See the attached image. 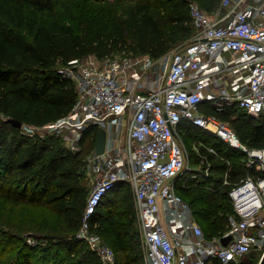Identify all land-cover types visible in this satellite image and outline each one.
Here are the masks:
<instances>
[{
  "label": "built area",
  "instance_id": "obj_1",
  "mask_svg": "<svg viewBox=\"0 0 264 264\" xmlns=\"http://www.w3.org/2000/svg\"><path fill=\"white\" fill-rule=\"evenodd\" d=\"M187 1L193 29L188 42L158 59L113 55L69 61L58 72L74 85L72 110L39 128L21 125L31 137L70 131L71 150L87 126L105 129L103 154L93 151L86 159L93 189L76 236L102 264H116L115 253L90 222L102 198L121 183L133 191L145 264H236L253 251L264 257V147L243 144L227 123L200 111L206 102L217 112L237 107L255 118L264 114V0H221L212 12ZM182 123L243 155L244 177L231 183L228 169L218 188L207 187L216 193L230 186L233 213L221 237L206 238L176 181L183 180L181 189L197 186L212 173L208 155L225 159L197 141L193 165ZM122 126L126 136L118 145L115 134ZM228 236L223 246L220 239Z\"/></svg>",
  "mask_w": 264,
  "mask_h": 264
},
{
  "label": "trees",
  "instance_id": "obj_2",
  "mask_svg": "<svg viewBox=\"0 0 264 264\" xmlns=\"http://www.w3.org/2000/svg\"><path fill=\"white\" fill-rule=\"evenodd\" d=\"M193 1L207 12L221 2ZM164 23L172 29L167 31ZM192 32L187 0H0V225L10 223L7 206L9 210L41 206L55 216L53 223L42 221L41 228L47 231L45 246L21 238L18 246L3 247L0 264H102L76 237L86 205L81 170L95 149L98 128L87 126L77 149L71 150L57 133L31 137L11 121L39 128L72 110L77 99L74 85L60 76L58 65L91 55L98 59L113 55L158 59ZM200 111L227 123L243 144L264 147V114L255 118L237 107L217 112L206 102ZM242 117L255 122H244ZM187 127L189 134H209ZM210 136V142L200 141L225 160L208 155L213 164L210 177L188 189L177 186L207 239L221 237L227 231L228 215L233 213L227 198L230 187L216 193L207 187L218 188L228 169L231 183L247 173L243 155ZM128 190L121 183L108 192L92 216L90 228L114 251L116 264H142L136 213ZM188 194L190 199L185 198ZM221 195L219 204L215 197ZM7 235L0 228V246L13 240ZM250 256L236 264H256Z\"/></svg>",
  "mask_w": 264,
  "mask_h": 264
},
{
  "label": "rangeland",
  "instance_id": "obj_3",
  "mask_svg": "<svg viewBox=\"0 0 264 264\" xmlns=\"http://www.w3.org/2000/svg\"><path fill=\"white\" fill-rule=\"evenodd\" d=\"M172 27L173 26H170V29H169V25L167 23H164V28L167 31L171 30ZM192 33L188 38H186L184 40H181V41L177 40L178 42L176 41L172 45V49L170 51L176 49L178 46L182 45L183 43L188 42L193 35ZM168 35H169V33H168ZM91 56H93V55H91ZM65 66L66 65H64V66L58 65V67H59L58 71L60 69H63ZM242 119L244 120L243 117H242ZM245 121H247L250 124H254V122H255V120L251 117L250 118L247 117V119H245L244 122ZM182 129L185 133H183L181 135V138L187 146L188 154L190 155L191 159H194L196 157V154L194 153L193 145L197 142V140L198 141H200V140H204V141L207 140L208 141L211 139V136H210V134H206L207 136L196 134L197 135V137H196V135L194 133L189 134L188 128L183 127ZM57 134L60 135L65 146L69 148L70 147V145H68L70 143L69 141H71L72 139L75 138L72 135V133H70V131H62V132H59ZM125 136H126V126H122L120 131H118L115 134V139L117 138V140H118L116 142V144L122 145ZM193 136H195V139ZM208 142H210V141H208ZM228 165L229 164H227V167H229ZM230 167H231V165H230ZM81 173H82L81 183L85 189L84 200H85V204H86V201H87V199H88V197H89V195L93 189V177H92V174H90V169H89L88 165H86L85 168H83L81 170ZM128 187H129V190L127 193H130V196L128 195V198L130 199V201L133 202V205H134L133 191H132L130 186H128ZM226 187L228 188L230 186L227 185L221 189H225ZM120 191H123V189H121ZM190 197L191 196L189 194L185 196L186 199H190ZM223 197H224V195L216 196L215 201H219V204H221L223 202ZM134 210H135V207H134ZM135 213H136V210H135ZM5 214H6V217L9 219L10 223L5 224L3 226L0 225V228L3 232L5 231L9 234V235H7L8 237L9 236L13 237L12 238L13 240L10 242L6 241V243H4V244H2V246H0V254H2V251H3L2 249L4 246L7 247L8 250L11 247H14L16 245L18 246L19 245V239H21V238H23L27 242L33 243V244L34 243L38 244L39 242H41V245L45 246V243L43 242V237H46L45 235H46L47 231L42 230L41 226H43V224H42L43 220H47L49 223H53L55 221V216L52 214L50 209L45 208V207H41V206H32V207H30V206L21 207L20 206L19 208L16 207V208L9 210V208L7 206V207H5ZM231 215H232V213L230 215H228V220H227V225H226L227 229L229 228V225H230L229 217ZM136 219H137L136 231L138 233V239H139V243L141 246L142 264H145V247H144V244L142 241L141 230H140L137 214H136ZM49 223H48V225H49ZM85 249L87 251H91V249L88 247V245L85 246ZM250 255H251L250 257L256 261V264H259V262L262 258L261 252L260 251H253L250 253Z\"/></svg>",
  "mask_w": 264,
  "mask_h": 264
},
{
  "label": "water",
  "instance_id": "obj_4",
  "mask_svg": "<svg viewBox=\"0 0 264 264\" xmlns=\"http://www.w3.org/2000/svg\"><path fill=\"white\" fill-rule=\"evenodd\" d=\"M11 123L17 128H20L22 125L20 122L15 121V120H12ZM105 145H106V131L104 128L99 127L97 130V134H96L95 153L97 155L103 154L105 150ZM230 239H231L230 236L223 237L220 239V242L223 246H226ZM262 260L263 258L260 260L259 264L262 263Z\"/></svg>",
  "mask_w": 264,
  "mask_h": 264
},
{
  "label": "crops",
  "instance_id": "obj_5",
  "mask_svg": "<svg viewBox=\"0 0 264 264\" xmlns=\"http://www.w3.org/2000/svg\"><path fill=\"white\" fill-rule=\"evenodd\" d=\"M182 124H183V123H182ZM182 124L180 125L182 128H183V127H184V128H187L188 125L186 126L185 123H184L183 125H182ZM213 156H214V155H213ZM194 157H195V156H194ZM190 161H191V163H192L193 165H195V163L197 162V158L195 157L194 159H191V157H190ZM240 179H241V178H240ZM200 180H202V179H200ZM200 180H199V181H200ZM182 181H183L182 179H179V180L176 181V184H177L178 188H180L179 185H180V183H181ZM193 183H194V181H189V184H190V185H192ZM261 259H262V258H261Z\"/></svg>",
  "mask_w": 264,
  "mask_h": 264
}]
</instances>
